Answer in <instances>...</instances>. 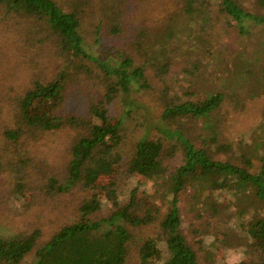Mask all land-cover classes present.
<instances>
[{"label":"trees","instance_id":"obj_1","mask_svg":"<svg viewBox=\"0 0 264 264\" xmlns=\"http://www.w3.org/2000/svg\"><path fill=\"white\" fill-rule=\"evenodd\" d=\"M132 2L0 0V27L7 26L0 31V56L11 44L40 42L58 61L52 77L37 74L12 96L0 90V97H6L1 111L12 122L5 139L15 146L13 158L18 159L15 164L0 154V175L11 168L16 180L7 183L9 191L30 190V201L18 208L22 219L29 220L35 211V220H41L47 214L40 209L51 205L59 212L57 224L48 221L51 230L46 222L43 230L35 221L28 230L9 233L0 221V264H218L211 251L192 241L209 233L210 220L205 228L188 227L181 202L189 193L218 221L225 207L204 190L224 188L233 191L243 212L263 210L247 220L253 239L240 237L237 245L244 247L246 257L235 264H264V136L255 146L240 139L238 147L223 138L227 97L235 101L234 109L239 102L222 90L200 92L194 86L174 95L165 92L173 59L161 52L167 49L149 51V27L138 28L129 18L136 12L130 9ZM174 2L177 14L183 10L209 17L214 11L223 26L237 30L244 48L248 40L264 47V0ZM145 3L151 0L134 5ZM16 30L20 32L14 34ZM102 32L112 39L117 54L112 60L88 49L90 37L97 41ZM165 43L170 44L169 38ZM140 89L147 91L148 108L136 105L132 96ZM147 109L152 119L160 120L149 129ZM134 174L152 180L163 200L141 194L135 183L123 201L122 183ZM166 188L172 193L169 202L164 200ZM100 191L110 203L106 209L94 199ZM245 198L253 204L246 206ZM218 233V241L234 245V232ZM158 240L165 242L164 248Z\"/></svg>","mask_w":264,"mask_h":264},{"label":"rangeland","instance_id":"obj_2","mask_svg":"<svg viewBox=\"0 0 264 264\" xmlns=\"http://www.w3.org/2000/svg\"><path fill=\"white\" fill-rule=\"evenodd\" d=\"M136 1L133 0L130 4V9L134 7L132 10H136V12L129 15V18H134L138 28L142 25L149 27L147 36L149 51H152L151 47L159 51L167 49L161 52L169 54L173 59V72H171L172 76L168 80L165 92L174 95L182 91L183 88L190 90V87L194 88L195 86L200 92L222 90L225 94L235 96L239 102V109L232 108L235 101L228 96L223 110L225 119L222 136L225 140L236 142L235 147H238L240 139L244 140V143H251L252 146H255L254 142H258L264 136V73L262 72L264 71V53L261 52L264 47H256L248 40L243 41L246 45L244 48L237 30L229 25L223 26L214 11L209 13V17L202 13L189 15L183 10L177 14L178 9H175L174 0H151V4L145 3L140 8L134 5ZM141 2L143 4V1ZM6 28L7 26L2 24L0 31L5 32ZM138 28H135V32ZM19 32L20 30H16L14 34ZM25 32L26 30H23V33ZM171 35L172 37H170ZM116 38L113 36V39ZM168 38L169 45L165 43ZM90 39L91 46L89 45L88 49L91 54L100 59L112 60L117 57V54L111 49L112 39L109 35L102 32L97 41L94 40V37H90ZM243 39L245 40V38ZM123 41L127 42L125 39L121 42L123 43ZM30 43L20 42L17 45L11 44L6 50L1 49L3 54L0 56V90H3L4 94L10 93L12 96L22 92L23 88L30 84L31 78L37 74L47 77H52L54 74L58 61L49 54L47 46H43L40 42ZM146 92L140 89L132 93L136 105L148 108L147 99L149 97ZM2 96L0 97V154H3L5 161L10 159L13 161L12 163L17 164L18 159L13 158L15 146L11 141L5 139L4 135L5 128L12 122L4 111H1V102H3V98H6L4 95ZM74 98H77L76 94L70 97L69 103L73 104ZM136 115L140 114L136 112ZM151 116V110L147 109L146 129L160 123L159 119H152ZM44 145L49 150V144L46 142ZM13 174L10 168L0 175V221L8 228L7 232L11 233L17 229L18 231L28 230L32 228L31 224L35 221H37L36 225H43V230L45 227L42 224L43 221L46 222L50 230L54 228L48 222L52 220L57 224L59 212L54 205L40 209V213L47 214L41 220H35L39 214L35 211H33L34 214H29V220L22 219L24 214H20L22 209L18 208L26 207L23 204L30 201L31 192L28 187L23 190L22 194L9 191L7 183L16 180ZM107 180V178H103L101 182H107ZM135 183L138 184L141 194L147 196L146 193L149 192L157 201L163 200L162 190H155L156 187L152 185V180L134 174L130 180L122 183L120 197L123 201L128 198ZM165 190L168 192V196L164 200L169 202L172 193L168 188ZM195 191L196 189L189 188L190 193ZM92 193L90 191L89 196ZM204 194L211 195L212 199L210 200L216 201L218 205L225 208L218 221H214L210 219L208 212L202 210V203H196L194 198L186 192L181 203L188 227L205 228L204 223L207 220L211 222L209 233L196 236L192 241L204 251H211L218 264H235L246 257L244 247L237 245L240 237L243 236L249 241L253 239L247 230V220H254V217L263 210L250 208L243 212V204L237 205L236 195L227 188L215 191L206 189ZM94 199L97 201V206L102 209H106L110 205L103 191L95 192ZM243 201L246 206L253 204V199L245 198ZM200 212L204 216L203 218H200ZM220 231H227L230 234L234 232L236 235L233 237L234 245L229 246L218 241L216 236ZM158 243L162 248L165 247L163 240H158ZM156 264H163V262L158 261Z\"/></svg>","mask_w":264,"mask_h":264}]
</instances>
